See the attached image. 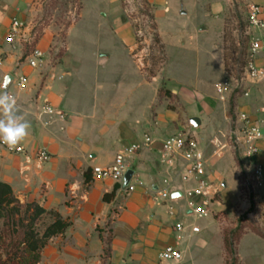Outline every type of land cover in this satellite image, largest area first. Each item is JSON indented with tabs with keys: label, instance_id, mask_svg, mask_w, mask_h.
<instances>
[{
	"label": "rangeland",
	"instance_id": "374dc122",
	"mask_svg": "<svg viewBox=\"0 0 264 264\" xmlns=\"http://www.w3.org/2000/svg\"><path fill=\"white\" fill-rule=\"evenodd\" d=\"M251 3L264 9V0H28L15 18L39 40L46 38L43 62L30 67L44 79L62 76L57 81L65 87V102L84 118L89 147L99 137L120 141L125 129L143 137L190 131L201 140L220 187V169L245 167L233 132L244 93L236 85L244 78ZM21 47L25 66L29 48ZM224 77L232 78L234 88L222 97L215 84ZM18 91L9 86L16 101ZM190 92L198 101H185ZM197 112L203 123L194 128L190 117ZM56 120L47 128L57 130ZM113 151L104 150L98 162L109 163ZM180 205L187 207L186 199Z\"/></svg>",
	"mask_w": 264,
	"mask_h": 264
},
{
	"label": "crops",
	"instance_id": "0c3cea01",
	"mask_svg": "<svg viewBox=\"0 0 264 264\" xmlns=\"http://www.w3.org/2000/svg\"><path fill=\"white\" fill-rule=\"evenodd\" d=\"M27 1L0 0V85L9 73L29 77L28 85L17 93L19 114L31 122L29 135L20 145L32 158L44 147L52 156L47 163L39 164L0 146V180L9 183L21 200H35L71 221L65 233L52 238L43 249L39 264H226L225 234L234 230L240 232L235 243L237 264H264V186L256 190L251 187L255 164L264 169V139L256 143L258 152L246 158L244 171L220 169L221 201L213 205L208 217H197L182 207L180 202L185 196L173 201L171 196L163 199L158 194L166 188L165 179H175L169 188L171 194L180 190L184 195L186 189L195 186V180L161 162V142L175 133L168 136V132L159 130L152 136L154 144L129 156L131 167L143 183L131 193L120 184L115 190L118 183L93 172L86 177L89 168L110 164L120 150L142 142L145 136L125 129L120 141H101L99 137L91 147L87 145L91 140L89 131L84 127V118L65 102V87L57 81L62 76L55 72L44 79L29 65L21 66L22 47L5 42L12 19ZM46 43L42 38L37 46L46 51ZM221 45L225 73L224 41ZM257 63L264 65V48ZM224 78L216 82L215 88ZM245 85L249 94L239 97L238 112L259 118L264 107V82L247 81ZM190 91L199 94V90ZM193 93L185 94V101H198ZM44 101L71 114L65 121L56 120L60 125L57 130L47 128L46 117L39 116L38 107ZM193 116L200 117L203 123L200 113ZM85 135L89 137L87 141ZM81 145L87 149L78 150ZM112 148L115 151L111 161L98 162L104 150ZM211 177L216 182L217 178ZM113 191L114 196L105 200L104 196ZM177 225H182L183 230L177 231ZM169 245L181 250L180 261L160 259V253Z\"/></svg>",
	"mask_w": 264,
	"mask_h": 264
},
{
	"label": "built area",
	"instance_id": "2783aa9c",
	"mask_svg": "<svg viewBox=\"0 0 264 264\" xmlns=\"http://www.w3.org/2000/svg\"><path fill=\"white\" fill-rule=\"evenodd\" d=\"M246 20L247 34L250 37V41L244 61L243 82L237 81L236 85L237 88L244 89V95L249 94L245 85L247 81L251 83L264 82V65L257 63L260 51L264 48V34H261L264 31V9L262 6L258 3L249 4L246 11ZM35 36L36 32H32L28 23L19 18H13L8 28L5 42L9 45L19 44L24 48L32 45ZM37 45L38 43L26 57L28 65L32 67H37L42 63L45 55V51ZM1 61L0 59V64ZM27 80L28 78L25 74L15 75V79L11 84H14L21 91L25 89ZM233 88L234 83L230 77L224 78L216 85V91L222 97L231 92ZM0 90H2L1 85ZM6 90L9 92V88ZM9 93L15 97L12 92ZM38 112L39 116L48 118L44 122L45 125L51 124L54 118L60 121L67 119L66 113L59 112L49 101H44L39 105ZM233 135L244 157L251 158L253 154L257 153L258 147L256 143L264 139V107L261 109V117L259 118H252L249 113L239 112ZM154 143L155 139L147 135L142 142L133 143L124 151L119 152L110 164L94 166L92 172L99 178L112 180L120 184L127 193H131L136 189L137 185H142L143 183L138 180L135 172L130 183L127 186L124 185L126 172L128 169H133L131 162H129V156L137 153L142 148L150 147ZM0 146L8 153L23 154L28 160L34 159L39 164L47 163L52 156L46 148L39 149L32 158L31 154L20 143L12 149L3 143H0ZM161 146V162L171 169H176L185 178L195 180V186L184 191L188 211L200 218L211 215L213 213V205L219 203L220 187L215 184L211 177L205 148L201 140L195 133L179 131L163 140ZM251 179L253 180L252 189L256 190L264 186V169L261 165L255 164ZM174 180L165 179L166 188L158 192L163 199L170 198L171 189L169 188ZM176 230L182 231L183 226L177 225ZM182 258L181 250L174 245L167 246L160 253V259L163 261H180Z\"/></svg>",
	"mask_w": 264,
	"mask_h": 264
},
{
	"label": "trees",
	"instance_id": "16d2710c",
	"mask_svg": "<svg viewBox=\"0 0 264 264\" xmlns=\"http://www.w3.org/2000/svg\"><path fill=\"white\" fill-rule=\"evenodd\" d=\"M39 39L40 35L36 34L32 45L28 46L29 52ZM91 173L89 168L85 176ZM119 187L116 184L115 190ZM114 193L106 194L104 199L110 200ZM70 225L71 221L56 209L46 208L35 200H21L9 183L0 180V264H39L43 249ZM239 237V230L225 234L226 264H237L235 243Z\"/></svg>",
	"mask_w": 264,
	"mask_h": 264
},
{
	"label": "clouds",
	"instance_id": "9594fccd",
	"mask_svg": "<svg viewBox=\"0 0 264 264\" xmlns=\"http://www.w3.org/2000/svg\"><path fill=\"white\" fill-rule=\"evenodd\" d=\"M30 128L31 122L19 114L15 97L0 90V143L12 149L29 135Z\"/></svg>",
	"mask_w": 264,
	"mask_h": 264
},
{
	"label": "water",
	"instance_id": "95a60500",
	"mask_svg": "<svg viewBox=\"0 0 264 264\" xmlns=\"http://www.w3.org/2000/svg\"><path fill=\"white\" fill-rule=\"evenodd\" d=\"M14 79H15V75H13L12 73L7 74L1 83V89L2 90L8 89L10 84L14 81ZM190 123L192 124V126L194 128H199L202 125L201 118L198 116L191 117ZM134 173H135V171L133 169H128V171L125 174V179H124V185L125 186H127L130 183L131 179L134 176ZM183 197H184L183 192L180 190L174 191L171 194V199L173 201L181 200V199H183Z\"/></svg>",
	"mask_w": 264,
	"mask_h": 264
}]
</instances>
